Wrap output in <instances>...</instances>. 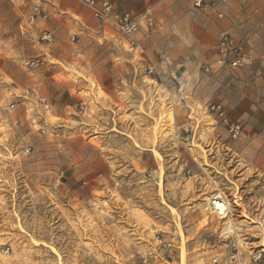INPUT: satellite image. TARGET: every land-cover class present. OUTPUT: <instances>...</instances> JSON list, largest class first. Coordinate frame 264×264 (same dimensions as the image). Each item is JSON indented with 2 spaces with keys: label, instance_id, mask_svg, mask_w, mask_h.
<instances>
[{
  "label": "rangeland",
  "instance_id": "1",
  "mask_svg": "<svg viewBox=\"0 0 264 264\" xmlns=\"http://www.w3.org/2000/svg\"><path fill=\"white\" fill-rule=\"evenodd\" d=\"M100 25L83 0H0V264H264V132L229 115L264 107V56L157 84L114 69Z\"/></svg>",
  "mask_w": 264,
  "mask_h": 264
},
{
  "label": "crops",
  "instance_id": "2",
  "mask_svg": "<svg viewBox=\"0 0 264 264\" xmlns=\"http://www.w3.org/2000/svg\"><path fill=\"white\" fill-rule=\"evenodd\" d=\"M110 1L117 13L128 12L139 21L138 30L130 36L118 33L112 26L100 25L102 38L117 45L119 63H114V69L121 70L123 60L128 61L126 69L143 71L157 84L171 79L173 74L182 79L198 77L201 66L219 68L216 44L224 32L240 43L249 59L264 56V0H225L210 9L194 8V0ZM136 55L137 64L133 59ZM106 83L97 81L108 94L106 88L110 86ZM247 100L235 110L229 109L230 118L242 119L246 127L260 134L264 132V107Z\"/></svg>",
  "mask_w": 264,
  "mask_h": 264
},
{
  "label": "built area",
  "instance_id": "3",
  "mask_svg": "<svg viewBox=\"0 0 264 264\" xmlns=\"http://www.w3.org/2000/svg\"><path fill=\"white\" fill-rule=\"evenodd\" d=\"M225 0H194L193 7L196 9H210L217 3ZM83 4L90 10L92 16L103 24L112 26L124 35L130 36L136 32L139 28V21L128 12L117 13L114 3L109 0H83ZM46 15L39 6H33L29 16L27 17V23L29 25L34 24L37 19H45ZM40 39L43 42L49 43L53 39V35L48 30H43L40 33ZM216 63L219 67H238L241 66L245 60L241 47L236 43L233 38L226 32L222 33L216 44ZM29 65L35 67L38 65V60H31ZM211 65L203 66L204 71L211 69ZM210 109L220 118L221 123L224 125L228 135L235 139L241 135L242 125L238 121L230 120L220 103H214ZM219 195V194H218ZM216 196V195H215ZM220 196V195H219ZM226 205V208L220 210L216 205L210 204L211 211L217 217H224L228 212V204L223 197L218 199ZM230 259L234 258V254L229 256ZM213 263L227 264V262H218L217 259H213Z\"/></svg>",
  "mask_w": 264,
  "mask_h": 264
},
{
  "label": "bare ground",
  "instance_id": "4",
  "mask_svg": "<svg viewBox=\"0 0 264 264\" xmlns=\"http://www.w3.org/2000/svg\"><path fill=\"white\" fill-rule=\"evenodd\" d=\"M220 198L219 195L214 196V198L210 201V204H214L216 205L220 210H223L224 208H226L223 202H220L218 199Z\"/></svg>",
  "mask_w": 264,
  "mask_h": 264
}]
</instances>
